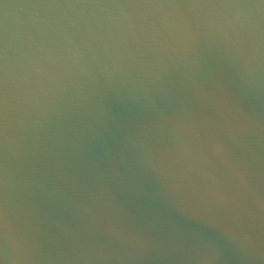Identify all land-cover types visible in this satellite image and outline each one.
<instances>
[{"label":"water","instance_id":"95a60500","mask_svg":"<svg viewBox=\"0 0 264 264\" xmlns=\"http://www.w3.org/2000/svg\"><path fill=\"white\" fill-rule=\"evenodd\" d=\"M0 264H264V0H0Z\"/></svg>","mask_w":264,"mask_h":264}]
</instances>
